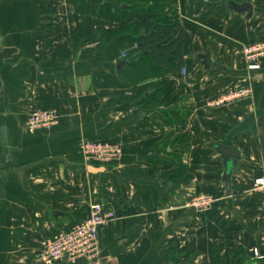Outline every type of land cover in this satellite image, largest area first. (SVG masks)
<instances>
[{
  "label": "crops",
  "instance_id": "crops-1",
  "mask_svg": "<svg viewBox=\"0 0 264 264\" xmlns=\"http://www.w3.org/2000/svg\"><path fill=\"white\" fill-rule=\"evenodd\" d=\"M95 1L0 0V264H42L45 240L93 203L116 216L99 229L100 264H255L249 249L264 255V190L253 186L264 167V59L247 71L242 46L264 38V0H170L185 73L130 87L115 84L117 38L102 43L101 34L138 20L143 33L150 17L105 20ZM243 3L251 11L232 9ZM84 33L88 43L73 41ZM163 81L181 105L163 102ZM240 86L253 94L206 107ZM42 109L56 112V125L27 132V114ZM88 139L120 144L116 164L89 172L80 154ZM218 145L233 149L228 162ZM174 153L185 175L160 170ZM149 188L166 200L143 199ZM190 192L211 195L212 208H186Z\"/></svg>",
  "mask_w": 264,
  "mask_h": 264
},
{
  "label": "trees",
  "instance_id": "trees-1",
  "mask_svg": "<svg viewBox=\"0 0 264 264\" xmlns=\"http://www.w3.org/2000/svg\"><path fill=\"white\" fill-rule=\"evenodd\" d=\"M94 5V12L100 18L113 22L124 21L134 14L150 17L143 33H138L140 26L138 20L103 34L102 39L105 43L117 38L113 41L114 44L108 53L109 59L114 60L116 85L134 86L140 81L161 77L166 72H177L183 68V28L177 24L176 12L170 0H111L103 1V3L102 0H98ZM78 11L88 13V9L81 2L78 4ZM103 40H101L102 43H104ZM134 44H137L136 49L132 48ZM122 51L126 52L124 59L119 56ZM122 60L124 64L116 69L115 65ZM170 84L168 81L161 82V90L164 92L163 102L177 103L180 100V94L174 91ZM182 118L183 114L177 120ZM167 168L168 165L162 164L160 170ZM177 168L181 172L185 170V166L179 162ZM152 169L157 170L156 167ZM186 178L188 179L187 175ZM141 195L143 199H151L157 204L166 200L167 197L166 195L158 196L157 192L153 189L150 191V188L143 190ZM255 264H264V261H258Z\"/></svg>",
  "mask_w": 264,
  "mask_h": 264
},
{
  "label": "built area",
  "instance_id": "built-area-1",
  "mask_svg": "<svg viewBox=\"0 0 264 264\" xmlns=\"http://www.w3.org/2000/svg\"><path fill=\"white\" fill-rule=\"evenodd\" d=\"M124 56V55H122ZM242 56L247 71L253 72L259 69L264 59V38L243 45ZM185 73V69H182ZM253 94L249 87H234L226 89L212 98L210 107L219 108L243 99ZM57 114L51 109L32 111L27 114L24 122L25 129L29 133H36L51 129L57 123ZM82 157L85 163L97 166L110 165L119 155L115 145L98 140H86L81 145ZM255 189L264 190V167L263 174L254 181ZM191 198L185 201L186 208L201 211L210 208L213 199L209 195L200 194L192 203ZM113 210L106 208L101 203L91 204L82 220L78 221L68 229L59 230L47 238L37 258L42 264H54L57 261L66 260L71 264H97L98 259V235L103 225L115 220ZM252 259H264V255L257 247L249 249Z\"/></svg>",
  "mask_w": 264,
  "mask_h": 264
},
{
  "label": "rangeland",
  "instance_id": "rangeland-1",
  "mask_svg": "<svg viewBox=\"0 0 264 264\" xmlns=\"http://www.w3.org/2000/svg\"><path fill=\"white\" fill-rule=\"evenodd\" d=\"M99 34H101V33H99ZM86 33H84V34H82V35H77V36H75V37H73L72 39H73V41H75V43H85L86 41H87V43L89 42V40H87L86 39ZM103 37V34H101V38ZM103 40V39H102ZM104 41V40H103ZM104 43H105V41H104ZM122 55H126V52H123L122 54H121V56ZM244 87H247V86H244ZM212 99V98H211ZM211 99H209V100H211ZM207 101L206 102V107H208V108H211V109H217V108H212V107H210L211 105H210V101ZM233 103H236V102H233ZM233 103H231V104H233ZM210 106H209V105ZM231 104H229V105H231ZM176 105L177 106H179V105H181V102H178V103H176ZM225 106H228V105H224V107ZM223 107V106H222ZM177 110V109H176ZM180 113H181V111H180ZM88 140H90V139H88ZM97 140V139H96ZM84 141H86V140H84ZM91 141V140H90ZM98 141H102V142H108V143H110V144H112V145H115L117 148H118V150H119V155H118V157H117V159H115V161H113L110 165H114V164H116V162H117V160L120 158V156H121V147H120V144H118V143H115V142H112V141H103V140H98ZM83 143V142H82ZM82 143H81V145H82ZM176 152V151H175ZM80 154H82V151H81V146H80ZM180 156V155H179ZM81 158H82V160H83V162L85 163V161H84V159H83V157H82V155H81ZM162 163H165L166 165H170V166H172V169H171V171L169 172V171H167V173L168 174H177V173H179V175H180V169L179 168H177V165H178V162L179 163H181V165H183L182 164V162L180 161V159L178 158V156L176 155V153H174V156L173 157H171V158H169L167 161H165V160H163V161H161ZM85 164H88V165H91V166H97V165H94V164H91V163H85ZM185 174V170H184V172L182 171V173H181V175H184ZM188 176V175H187ZM184 179H185V182L187 183V184H191V182H190V180H189V177H188V179L184 176ZM183 179V180H184ZM188 188V187H187ZM203 195H209V194H203ZM198 196H200V193H196V194H194V192H190L189 193V197L191 198V200H192V202L194 201V200H196L197 198H198ZM210 197H211V201H212V196L211 195H209ZM191 202V203H192ZM185 203V202H184ZM212 205H213V203H212ZM212 205H211V207L209 208H206V209H203V210H201V211H207V210H209V209H211L212 208ZM193 211H197V210H195V209H193ZM100 258V254H98V259ZM263 259H261V260H256L255 259V262H258V261H262ZM97 264H100V261H98V263Z\"/></svg>",
  "mask_w": 264,
  "mask_h": 264
},
{
  "label": "water",
  "instance_id": "water-1",
  "mask_svg": "<svg viewBox=\"0 0 264 264\" xmlns=\"http://www.w3.org/2000/svg\"><path fill=\"white\" fill-rule=\"evenodd\" d=\"M232 9H234L235 11H245V10L251 11V6L247 3H243L241 5H233ZM122 64H124L123 60L115 65L116 69H118ZM0 137H1L3 144L6 145L7 144V133H6L5 127H2L0 129ZM217 148L223 154V157L225 158L226 162H228L231 155L233 154V149L229 145H218ZM87 170L89 172L96 173L98 171H103L104 169L89 166Z\"/></svg>",
  "mask_w": 264,
  "mask_h": 264
}]
</instances>
